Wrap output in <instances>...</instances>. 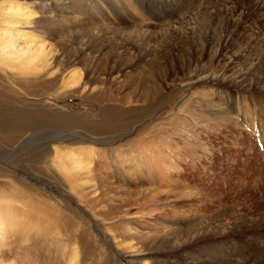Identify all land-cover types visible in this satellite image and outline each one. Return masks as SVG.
<instances>
[{
    "label": "rangeland",
    "instance_id": "rangeland-1",
    "mask_svg": "<svg viewBox=\"0 0 264 264\" xmlns=\"http://www.w3.org/2000/svg\"><path fill=\"white\" fill-rule=\"evenodd\" d=\"M13 2L33 10L35 21L22 29L37 32L54 50V74L23 75L29 83L24 101L49 119L23 135L28 140L20 151L51 138L66 153L82 157L91 150L96 196L104 192L105 204L88 206L94 202L89 189L88 202L71 194L65 175L55 167L51 173L46 158L34 175L32 163H14L20 153H8L0 142V184L22 173L36 185L32 190L45 188L60 204L47 202L43 221L51 227L37 225L35 240L24 242L27 253L6 260L260 264L264 0ZM79 74L77 85H67ZM108 108L120 125L93 132ZM64 116L78 123L52 124ZM55 209L59 220L75 225L77 241L55 242ZM127 222L135 232H127Z\"/></svg>",
    "mask_w": 264,
    "mask_h": 264
},
{
    "label": "bare ground",
    "instance_id": "bare-ground-1",
    "mask_svg": "<svg viewBox=\"0 0 264 264\" xmlns=\"http://www.w3.org/2000/svg\"><path fill=\"white\" fill-rule=\"evenodd\" d=\"M33 16V10L29 6H22L21 3H14L13 0H1L0 2V142L4 143L5 148L9 150L8 153H20L17 154L18 156L14 159V163H19L20 159H22V161L24 159V162L27 160L29 163H32L30 164L31 166H29L30 171L32 170L34 175L38 172H36L38 169L37 165L41 164V160L43 161V159L46 158L47 160L45 163L49 166L48 168L51 170V173L53 172L51 168L55 167V170H53L58 176L61 173H63L62 176L65 175V179L61 177L58 179L61 183H64L63 179L64 181L67 180V182H65L67 185H64L69 188L68 190L71 194H76L82 202H85L84 200L88 197L85 190L89 189L88 192L93 194L91 197H94V202L92 204L89 203L90 205L88 206L95 204L96 206H103L105 204V193L103 192L101 195L96 196L98 194L99 184L98 182L96 183L95 176L90 171L92 160L89 156L93 155L91 150L83 153L84 155L82 157L79 156L81 152L77 155L75 150L66 153L60 150V147L55 146V143H58L59 140L51 138L43 147L33 146L24 152H22L24 149L20 151L23 144L28 140L27 136L23 137V135L33 132V130L43 123H48V121L45 120L49 119V117L46 116L47 113L43 114L40 111L34 112L35 110L31 109L32 106L27 105L26 101H24L25 97L29 95V83L26 80L27 77L24 76L25 79L23 75L40 74L41 72L43 74L45 70L52 71V60L54 58V50L47 45L46 39L43 36L39 35L37 32L28 31V29H22V26H29L35 21L32 20ZM29 30L31 29L29 28ZM52 73L54 74L53 71ZM71 79L73 80L68 82L69 84L67 85L75 86L82 79V75L72 76ZM34 80L37 82L35 78ZM39 83L41 82L39 81ZM30 85L33 87L32 84ZM36 88L33 87V91H35L34 89ZM26 90H28V93H26ZM113 110L111 111L109 108L103 109V122L95 127L93 126V132L98 133L97 131L112 130L120 125L117 124L115 120L117 118H115V115L119 114L113 113ZM73 120L72 117H57V120L53 121L52 124H55V122L66 124L78 123V120ZM78 156L80 158H78ZM1 173L5 172L0 168V174ZM15 175L12 174L10 176V178L13 179L12 182L10 181L7 185L0 184V264H16L15 258L9 261L6 260L7 257H13L15 253H27L23 248L25 245L24 242L28 243L31 240H35L33 230L39 227L37 225L41 223L46 224L48 222H44L43 219L49 220V218L46 217L47 214H45L46 207L49 206L47 205L48 201H55L58 203L57 206H60L56 196L54 197L45 188L37 186L39 187L37 188L38 191L32 190L31 188L36 187V185H33L28 177L22 173H16ZM75 176H77L78 179H75L77 178ZM78 182L82 185H77L76 183ZM86 184L90 186L85 187ZM79 187L82 188V192L76 191ZM41 191L44 193L42 194ZM90 202H92V200ZM85 205H87V203ZM96 206L94 208H96ZM56 210L57 209H55V242H60L65 238L69 242L73 240L77 241L75 239V235H77L75 225H70L68 223V218L65 219L66 221L59 220V216L56 215ZM107 215L108 214L105 213V216ZM47 225L49 224L47 223ZM49 226L51 227V225ZM125 228L128 233L135 232L129 222L126 223ZM35 243L37 242L35 241ZM237 248L239 249L240 247ZM259 255H261L260 252ZM263 256H259V262L261 261L260 264H264ZM22 262L20 264H23ZM24 264L29 263L26 262ZM256 264H258V262Z\"/></svg>",
    "mask_w": 264,
    "mask_h": 264
}]
</instances>
